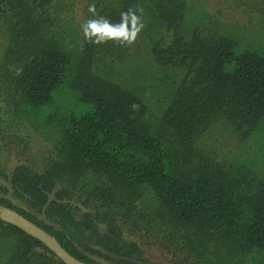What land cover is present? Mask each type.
Masks as SVG:
<instances>
[{"label":"trees","instance_id":"1","mask_svg":"<svg viewBox=\"0 0 264 264\" xmlns=\"http://www.w3.org/2000/svg\"><path fill=\"white\" fill-rule=\"evenodd\" d=\"M56 1L0 0V90L10 99L0 130L22 145L54 141L43 161L0 173V206L89 264H140L118 221L128 213L171 230L191 264H264V52L207 29L217 21L189 0L99 1L91 21L142 19L154 84L136 91L94 69L128 54L127 42L73 47ZM219 124L245 144L227 163L199 148ZM145 196L150 206L139 208ZM0 264L64 263L0 220Z\"/></svg>","mask_w":264,"mask_h":264},{"label":"rangeland","instance_id":"2","mask_svg":"<svg viewBox=\"0 0 264 264\" xmlns=\"http://www.w3.org/2000/svg\"><path fill=\"white\" fill-rule=\"evenodd\" d=\"M99 1L103 4L112 3L114 0L56 1L55 11L60 17L59 25L73 34L68 41L73 47L80 46L81 39L85 38L84 26L91 21L90 5L95 7ZM189 3L194 4L195 7L203 8L212 20L217 21L218 24L209 22L205 26L207 29L217 28L221 34H228V37L236 40L240 45L244 43L251 49L264 52V0H189ZM100 13V11H96L95 16L98 17ZM3 32V27L0 26V72H2L3 51L7 46V38ZM138 35L134 43H126L128 54L124 51L117 52L105 64H99V69L97 65L94 68L99 70L97 72L102 76L117 83H124L126 87H131L136 91L144 90L154 84L147 66V59L144 58V51L139 47L141 42ZM4 93L3 90H0V120L5 114L8 117L7 112L10 106L9 96ZM161 98L162 95L154 98V102L158 106L161 105L158 104V100ZM12 131L14 130L11 129L10 133ZM14 134L15 131L10 134L11 136H8L6 132L0 130V173L3 171L9 173L24 162L28 165L32 162H41L51 156L53 136L38 135L27 146L20 144L21 142L15 139L20 134ZM263 142L256 144V147ZM244 146L245 144L239 142L237 136L220 124L211 130L199 144L200 149L208 152L213 159L220 163L222 161L227 163L229 160L238 158L243 153ZM0 177L3 180V175ZM106 181L104 177H100L98 180L101 184H106ZM91 189L92 186L87 191ZM75 200L77 202V199ZM78 201L79 205L83 203V199ZM137 204H139V208L149 207L150 197H143ZM73 205L71 206L75 208L74 202ZM131 215V213L126 216L122 215L118 221L123 227L127 241L135 242L138 248V253L132 258L134 262L140 264H191L190 253L183 249L181 243L171 234V230L170 232L159 231L160 226L154 228L153 225L147 229L142 226L137 217H131Z\"/></svg>","mask_w":264,"mask_h":264},{"label":"clouds","instance_id":"3","mask_svg":"<svg viewBox=\"0 0 264 264\" xmlns=\"http://www.w3.org/2000/svg\"><path fill=\"white\" fill-rule=\"evenodd\" d=\"M90 11H94V5H90ZM122 22L118 25H111L105 21H89L84 26V35L87 39L95 37L93 43H101L106 39L119 40L121 43H134L138 33L144 27L141 17L133 12L122 13ZM130 25V26H129Z\"/></svg>","mask_w":264,"mask_h":264},{"label":"water","instance_id":"4","mask_svg":"<svg viewBox=\"0 0 264 264\" xmlns=\"http://www.w3.org/2000/svg\"><path fill=\"white\" fill-rule=\"evenodd\" d=\"M0 220L7 225L20 229L32 238L38 240L64 264H89L72 256L62 247L54 236L50 235L45 230L10 208L0 206Z\"/></svg>","mask_w":264,"mask_h":264}]
</instances>
